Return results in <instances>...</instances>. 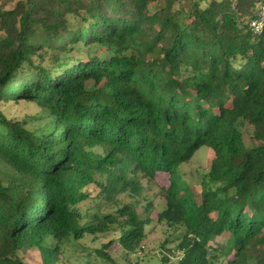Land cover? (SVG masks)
Listing matches in <instances>:
<instances>
[{"label":"trees","instance_id":"trees-1","mask_svg":"<svg viewBox=\"0 0 264 264\" xmlns=\"http://www.w3.org/2000/svg\"><path fill=\"white\" fill-rule=\"evenodd\" d=\"M262 1L0 0V264L34 249L69 264L71 240L110 231L98 254L115 261V242L136 253L159 224L181 230L178 264H264ZM9 100L53 122L32 130ZM203 146L215 156L196 192L179 173ZM158 174L171 182L156 217L150 202L84 221L90 186L110 199Z\"/></svg>","mask_w":264,"mask_h":264},{"label":"rangeland","instance_id":"rangeland-1","mask_svg":"<svg viewBox=\"0 0 264 264\" xmlns=\"http://www.w3.org/2000/svg\"><path fill=\"white\" fill-rule=\"evenodd\" d=\"M1 107L8 117L20 119L32 130L45 127L51 120L53 122L45 108L31 101L9 100ZM252 130L249 124L242 127L248 143L251 141ZM214 156L215 153L211 148L203 146L189 162L181 166L180 177L192 190L198 192L202 189ZM170 182V177L165 174H158L154 180L142 178L138 193H115L110 199L99 193V189L92 185L90 186L91 197L80 203L78 209L85 214L84 221H88L98 212L114 211L126 204L134 205L139 213H143L146 206L152 202L151 214L156 217V214L167 204V188ZM180 231L176 232L175 226L159 224L152 228L149 237L142 243V247L140 246L141 248L136 253L128 255L118 242H115L107 250L115 261L98 254V250L113 239L115 231L98 235L88 233L79 240H71V245L64 250L69 257V264H129L130 262L132 264H178L182 253L177 248L179 240L175 239V235ZM27 259L30 264H41V256L35 249L28 253ZM251 263L256 264V261Z\"/></svg>","mask_w":264,"mask_h":264},{"label":"built area","instance_id":"built-area-1","mask_svg":"<svg viewBox=\"0 0 264 264\" xmlns=\"http://www.w3.org/2000/svg\"><path fill=\"white\" fill-rule=\"evenodd\" d=\"M251 31L264 39V1L259 5L257 15L249 23Z\"/></svg>","mask_w":264,"mask_h":264}]
</instances>
